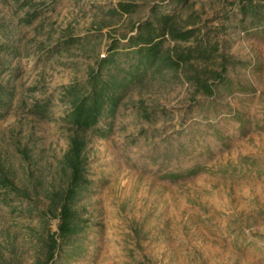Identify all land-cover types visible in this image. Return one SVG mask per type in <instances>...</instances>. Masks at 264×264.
Here are the masks:
<instances>
[{
  "label": "rangeland",
  "instance_id": "obj_1",
  "mask_svg": "<svg viewBox=\"0 0 264 264\" xmlns=\"http://www.w3.org/2000/svg\"><path fill=\"white\" fill-rule=\"evenodd\" d=\"M37 1L35 19L17 25L27 8L0 0V264L47 260L75 132L62 88L155 4L209 33L230 86L206 96L175 72L149 76L102 130L79 133L89 181L74 205L79 255L69 263L65 244L49 264H264V6L242 17L232 0ZM121 1L137 6L121 14Z\"/></svg>",
  "mask_w": 264,
  "mask_h": 264
},
{
  "label": "trees",
  "instance_id": "obj_2",
  "mask_svg": "<svg viewBox=\"0 0 264 264\" xmlns=\"http://www.w3.org/2000/svg\"><path fill=\"white\" fill-rule=\"evenodd\" d=\"M12 1L16 2L17 9L27 8L24 15L18 16L17 25H29L39 13L41 1ZM187 2L188 0L169 1L170 4L175 3L178 6ZM230 4L242 17H246L249 14L257 15L258 9L264 6V0H232ZM136 6L134 2L121 1L117 11L130 14ZM132 30L135 31L133 34L124 37L127 39L125 43L121 44L119 39L110 43L108 55L97 60L84 81L62 88L69 106L66 119L75 132L70 136V146L64 156L69 180L56 208L58 228L50 237L48 256L44 264L54 262V258L59 257L57 253L63 250L62 245L65 244L71 245V250L67 253L69 263L75 260L74 256L79 255L76 244L78 239L75 237L82 230L81 222L84 220L74 205L86 196L89 183L84 174L85 140L79 133L102 130L99 125L102 120L115 116L125 91L149 76L175 72L206 96L214 95L218 85L230 86L225 76L226 56L219 53L218 43L212 41L209 33L202 36L201 27L194 19L181 21L175 9L166 11L155 4L150 7L149 17L135 25ZM11 50L17 52L16 47ZM218 58L221 61L216 67H198L199 63L216 64ZM0 89L3 90L2 87ZM0 96L7 99L3 93ZM197 170L198 166H194L183 171L184 173L170 172L169 176L176 178L182 174H193Z\"/></svg>",
  "mask_w": 264,
  "mask_h": 264
}]
</instances>
